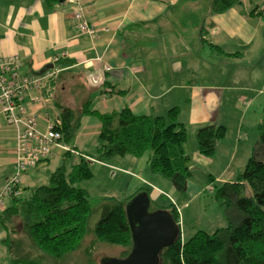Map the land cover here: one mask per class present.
Returning <instances> with one entry per match:
<instances>
[{"label": "crops", "instance_id": "1", "mask_svg": "<svg viewBox=\"0 0 264 264\" xmlns=\"http://www.w3.org/2000/svg\"><path fill=\"white\" fill-rule=\"evenodd\" d=\"M212 1L80 0L87 18L99 29V38L92 41L75 27L73 6L64 0H0V56L18 55L24 73L42 74L51 69L54 56L63 55L73 64L62 67V72H83L85 81L107 63L112 70L105 73L103 85L95 87L99 95L96 90L92 94L91 108L108 114L129 108L138 115L156 116L179 107L191 166L212 168L219 161L221 168L210 171L208 184L221 185L236 180L264 121V0H236L222 13L211 12ZM54 99L45 107L31 105L42 128L46 112L58 114ZM211 123L225 125L228 135L208 157L200 153L196 134ZM101 127L97 117L86 115L76 146L64 139L63 143L96 161L77 145L88 134L99 139ZM99 146L98 140L93 146L87 140L81 145L95 152ZM15 152L16 129L0 111V186L12 174ZM72 153L57 147L37 168H49L55 157V162L60 157L66 161ZM127 156L123 165H102L126 173L128 189L137 186L135 169L144 165L148 178L169 186L149 170L145 158ZM23 182L24 188H35L38 181L32 173L24 175ZM159 193L158 187L150 191L151 199L155 201ZM122 194L114 190L110 196L122 199ZM3 236L0 229V244ZM6 253L0 246V264H10Z\"/></svg>", "mask_w": 264, "mask_h": 264}, {"label": "trees", "instance_id": "2", "mask_svg": "<svg viewBox=\"0 0 264 264\" xmlns=\"http://www.w3.org/2000/svg\"><path fill=\"white\" fill-rule=\"evenodd\" d=\"M235 3L236 0H213L211 12L222 13ZM72 64L69 59L59 62L61 67ZM52 83L54 88L57 87L53 104L58 112L56 116L63 122L61 131L67 143L76 137L83 117L93 115L102 123L100 146L97 156H93L96 161L109 163L115 156L127 155L145 158L152 173L171 180L177 188L187 186L193 171L190 169L191 156L185 150L188 132L178 120L179 107L171 108L166 115L156 116L138 115L129 108L116 113H101L91 108L92 94L96 89L87 79L84 80L83 72H60ZM71 89L77 91L78 101L82 100L77 106L63 102V96ZM257 131L253 153L243 171L236 180L215 187V196L224 205V214L229 221L226 227L213 233L200 230L183 241L177 206L159 207L151 199L150 211H169L180 227L177 240L159 253V264H264V121L258 125ZM226 133L227 128L222 124L200 127L196 134L200 153L214 156ZM15 153L12 174L0 189L2 242L10 264H48L49 258L63 261L85 245L86 226L93 206L88 190L78 184L93 177L90 165L93 160L78 152L82 158L68 172L65 164L61 165L50 173L48 184L39 185L28 197H22L23 179L29 168L20 172L21 180L14 184L18 173V154ZM7 187L10 188L8 193ZM141 191L150 195L149 188L140 187L125 199L104 197L100 203L101 217L91 230L98 242L121 247L122 258L127 257L133 248L126 207ZM95 247V243L90 244L84 250L88 264H102L92 258ZM51 262L49 264H53Z\"/></svg>", "mask_w": 264, "mask_h": 264}, {"label": "rangeland", "instance_id": "3", "mask_svg": "<svg viewBox=\"0 0 264 264\" xmlns=\"http://www.w3.org/2000/svg\"><path fill=\"white\" fill-rule=\"evenodd\" d=\"M57 77L54 78V81ZM75 81V80H74ZM76 82V81H75ZM89 82V81H88ZM90 84V83H89ZM51 85H55L51 82ZM103 85V84H102ZM92 86V85H91ZM101 86V85H100ZM95 87V86H93ZM56 91V88H54V92ZM80 91V90H79ZM82 90L80 91V93ZM77 91H73L72 89L69 91L68 94H66L63 97V102L67 103L69 105L77 106L78 102H81L82 100L77 99ZM95 95H99V90L95 91ZM68 98H67V97ZM82 97V96H81ZM1 111V110H0ZM4 124L6 121L3 119ZM7 126V125H6ZM14 129H16L15 126H13ZM80 130H78L77 135L74 139L70 140L69 143L72 146H76V139L80 137ZM12 132L13 129H12ZM228 135V130L226 133V136ZM225 136V137H226ZM87 140L88 145L93 146L95 141L98 140L100 143V139H98L93 134H88L86 137L81 138V143H78V149L88 153V155H94L97 156L95 152V149L92 147H88L89 149H84L81 147L82 144L85 143ZM198 144V141H197ZM71 152L78 153L75 149L69 150ZM71 154L66 158V161L60 157V159L57 160L58 157H55L51 161V165L49 168H29L28 172L26 174H32L34 173L36 176L37 184L39 185H45L49 183V177L50 173L54 171L57 167L65 164V167H67V172L71 169V166L74 165V163L77 161V163L80 161L81 157L79 154L75 155ZM223 154H225L223 152ZM128 156H126L123 159H120L119 156H115L110 160L109 163L115 164L117 162H121L120 165H123L126 163ZM64 161V163H63ZM98 161H92L90 164L94 175L90 179H86L84 181H81L78 185L82 188H85L89 192V199L93 206V212L89 216L88 222H87V234L85 238V242L83 245L84 247L80 250H78L76 253L72 254L69 258L58 261L52 258H49V262L53 264H88V257L85 254L84 250L87 246L90 244L95 243V248L92 251V258L97 262V260L102 263L106 258H118L121 259L123 256V250L121 247H114L108 244L100 243L98 242L94 234L91 232V230L95 227V224L98 222V220L101 217L102 214V208L100 206V203L104 197L112 195L113 191H120L122 190V199H125L129 195L135 193V191L138 188L135 187H145L149 188L151 192H154L155 188L158 187L159 191V197L155 199V205L159 207H167L171 204H174L179 209L180 213V226H181V236L182 240L186 241L190 237H192L196 232L200 230H204L208 233H213L218 228L226 227L228 225V219L226 218L224 214V205L221 201H219L215 194V182L211 185H208L209 182V175L211 170H216L221 168V164L217 163L212 166V168H202L200 169V166L190 167L191 170H193V177L192 180H190L191 185L186 186L183 189L175 187V191L172 192V189L174 188V183L165 178L160 176L163 180L169 182V186H164L163 184H159L154 182V179L148 178L149 173L146 169V166H142L139 170L135 169V172L138 173V176L133 177L136 181L135 187H130L128 189L127 179L129 178L126 173L121 172L115 168L110 167H104L102 163H97ZM57 163V164H56ZM105 164V163H103ZM245 167V166H244ZM244 169V168H243ZM241 170V172L243 171ZM49 172L47 173V171ZM51 171V172H50ZM112 172H115V176L112 175ZM240 172V173H241ZM47 173V176L45 174ZM116 174H118L116 176ZM146 177L148 178L146 180ZM4 181L2 185L0 186V189L4 185ZM33 188H25L22 197H28L31 194V190ZM216 190V191H215ZM7 203H9V200H7ZM0 229H3V226L0 225ZM96 241V242H95ZM1 248L5 250V246L3 244H0ZM7 254V253H6Z\"/></svg>", "mask_w": 264, "mask_h": 264}, {"label": "built area", "instance_id": "4", "mask_svg": "<svg viewBox=\"0 0 264 264\" xmlns=\"http://www.w3.org/2000/svg\"><path fill=\"white\" fill-rule=\"evenodd\" d=\"M73 6L72 19L78 31L92 41L99 38V29L86 15L80 0H64ZM264 14V3L261 8ZM63 55L53 58V67L42 74L24 73L21 70V58L18 55L0 56V110L9 124L16 127L17 168L18 173L14 184L21 180L20 172L41 163L50 157L55 148L65 151L71 150L63 143L62 120L49 112L44 115L45 125L42 128L40 116L31 108L45 107L54 99L52 80L62 72L59 62ZM112 70L111 66H103L89 74V83L100 86L104 83V75ZM10 192L7 187L6 193ZM0 202L2 203L1 199Z\"/></svg>", "mask_w": 264, "mask_h": 264}, {"label": "water", "instance_id": "5", "mask_svg": "<svg viewBox=\"0 0 264 264\" xmlns=\"http://www.w3.org/2000/svg\"><path fill=\"white\" fill-rule=\"evenodd\" d=\"M151 201L149 193L141 191L128 202L132 251L125 258H106L102 264H159V253L177 240L180 227L169 211H150Z\"/></svg>", "mask_w": 264, "mask_h": 264}]
</instances>
